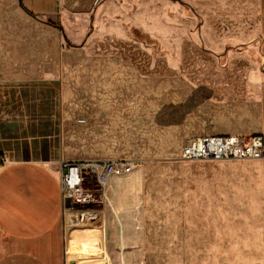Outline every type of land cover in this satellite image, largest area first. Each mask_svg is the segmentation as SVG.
I'll return each instance as SVG.
<instances>
[{
    "label": "rangeland",
    "instance_id": "rangeland-1",
    "mask_svg": "<svg viewBox=\"0 0 264 264\" xmlns=\"http://www.w3.org/2000/svg\"><path fill=\"white\" fill-rule=\"evenodd\" d=\"M58 1L0 0V135L133 163L120 264H264V159L180 158L264 135V0Z\"/></svg>",
    "mask_w": 264,
    "mask_h": 264
},
{
    "label": "crops",
    "instance_id": "crops-1",
    "mask_svg": "<svg viewBox=\"0 0 264 264\" xmlns=\"http://www.w3.org/2000/svg\"><path fill=\"white\" fill-rule=\"evenodd\" d=\"M16 1L33 13L24 0ZM64 1H58L59 7ZM0 154L6 157L0 164V264H120L117 241L119 233L127 231L121 224L118 231L113 217L117 203L112 197L120 195L118 183L123 175L114 176L107 187L103 220L73 224L62 200L61 158L54 157L48 147L33 145L29 137L16 135H0ZM62 156L80 160L65 152ZM87 232L100 242L91 254L74 249Z\"/></svg>",
    "mask_w": 264,
    "mask_h": 264
},
{
    "label": "built area",
    "instance_id": "built-area-1",
    "mask_svg": "<svg viewBox=\"0 0 264 264\" xmlns=\"http://www.w3.org/2000/svg\"><path fill=\"white\" fill-rule=\"evenodd\" d=\"M186 161L264 159V135L244 137L237 134H202L190 138L181 148ZM6 157L0 154V164ZM133 163L116 159H80L60 161L62 200L73 224L103 220L107 187L114 176L130 173ZM66 199L70 204H66Z\"/></svg>",
    "mask_w": 264,
    "mask_h": 264
},
{
    "label": "bare ground",
    "instance_id": "bare-ground-1",
    "mask_svg": "<svg viewBox=\"0 0 264 264\" xmlns=\"http://www.w3.org/2000/svg\"><path fill=\"white\" fill-rule=\"evenodd\" d=\"M128 174V173H127ZM125 175V174H124ZM118 211V210H117ZM100 244V242L93 236L92 232H87L83 238V240H81L79 243H77V245H75L74 249L78 250L80 253H87V254H91L93 253V248ZM102 245L103 244V240H102ZM103 247V246H102ZM101 249V248H100ZM104 249V248H103ZM96 252V251H95ZM125 259V258H124Z\"/></svg>",
    "mask_w": 264,
    "mask_h": 264
},
{
    "label": "water",
    "instance_id": "water-1",
    "mask_svg": "<svg viewBox=\"0 0 264 264\" xmlns=\"http://www.w3.org/2000/svg\"><path fill=\"white\" fill-rule=\"evenodd\" d=\"M66 204L69 205L70 204V200L66 199Z\"/></svg>",
    "mask_w": 264,
    "mask_h": 264
},
{
    "label": "trees",
    "instance_id": "trees-1",
    "mask_svg": "<svg viewBox=\"0 0 264 264\" xmlns=\"http://www.w3.org/2000/svg\"><path fill=\"white\" fill-rule=\"evenodd\" d=\"M21 1V3H22V0H20Z\"/></svg>",
    "mask_w": 264,
    "mask_h": 264
}]
</instances>
